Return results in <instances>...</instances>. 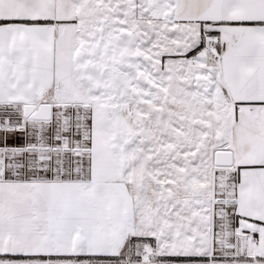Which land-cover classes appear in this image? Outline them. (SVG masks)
<instances>
[{
    "label": "snow or ice",
    "instance_id": "obj_1",
    "mask_svg": "<svg viewBox=\"0 0 264 264\" xmlns=\"http://www.w3.org/2000/svg\"><path fill=\"white\" fill-rule=\"evenodd\" d=\"M0 264H264V0H0Z\"/></svg>",
    "mask_w": 264,
    "mask_h": 264
}]
</instances>
